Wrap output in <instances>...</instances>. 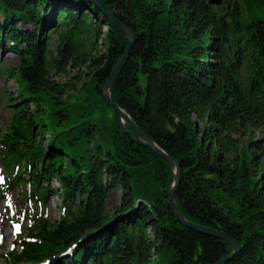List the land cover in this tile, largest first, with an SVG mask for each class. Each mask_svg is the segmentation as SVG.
<instances>
[{
    "label": "trees",
    "instance_id": "obj_1",
    "mask_svg": "<svg viewBox=\"0 0 264 264\" xmlns=\"http://www.w3.org/2000/svg\"><path fill=\"white\" fill-rule=\"evenodd\" d=\"M100 1L135 35L110 98L177 161L181 215L240 245L226 264H264V0ZM125 47L91 2L0 0V54L16 58L0 70L16 90L4 99L0 163L31 208L8 263L215 264L232 254L177 222L169 166L105 105L101 88ZM49 196L61 200L57 221L42 212Z\"/></svg>",
    "mask_w": 264,
    "mask_h": 264
},
{
    "label": "rangeland",
    "instance_id": "obj_2",
    "mask_svg": "<svg viewBox=\"0 0 264 264\" xmlns=\"http://www.w3.org/2000/svg\"><path fill=\"white\" fill-rule=\"evenodd\" d=\"M213 7V6H212ZM21 28L28 27L19 25ZM103 37L107 32V27L102 28ZM103 39L99 41L102 42ZM50 47H54V43L50 44ZM99 50L102 52L103 48L99 45ZM16 60L15 56L11 53L0 54V70L11 65ZM71 73V72H70ZM70 77V75H69ZM69 77L67 76H56L55 79L58 82H65ZM7 94L16 96L15 85L13 81L5 78L4 75H0V134L6 132L7 121L9 117L8 109L4 108V99L7 98ZM256 135H260L256 132ZM5 169L3 164L0 163V264L8 263V256L18 247V238L23 236L25 229L28 226L27 217L24 214L29 206H24V200L21 197L20 189L17 187H9L5 184ZM25 176V174H24ZM50 185L57 187V182L51 178ZM120 191L114 189L108 195L107 205L110 207L113 204L119 202ZM61 200L56 196H49L43 208L45 217L50 221H57L60 213ZM26 207V209H25ZM35 210V207L32 208ZM46 262V261H45Z\"/></svg>",
    "mask_w": 264,
    "mask_h": 264
},
{
    "label": "water",
    "instance_id": "obj_3",
    "mask_svg": "<svg viewBox=\"0 0 264 264\" xmlns=\"http://www.w3.org/2000/svg\"><path fill=\"white\" fill-rule=\"evenodd\" d=\"M87 2H91L95 4L99 10L102 12L103 16L107 20V22L115 28L126 40V47L124 49V52L117 62L115 68L109 75V78L101 88V95L104 99V103L107 107L112 109L114 114L116 115L120 128L123 133L132 136L133 139L137 144H139L142 147H145L155 153L158 157H160L170 168L171 176H172V184L166 194L168 204L170 206V209L177 220L178 223H180L182 226L194 230L198 233H201L203 235H207L210 237H213L215 239H219L229 245L233 252L230 256L220 260L219 262L215 264H226V262L234 257L241 249L240 245L234 241L232 238L227 236L226 234L214 230V229H208L205 227H202L200 225L191 223L187 221L180 213L176 203H175V192L179 185V179H180V168L177 163L170 155H168L164 150H162L159 146H157L153 141H151L137 126L136 124L131 120L129 115H127L123 109H121L116 103H114L110 98V91L117 80L119 74L123 70L128 58H129V51L131 49L132 44L135 42V35L128 30L121 22H119L113 14H111L101 3L100 0H85ZM222 0H208L209 5H215L219 6L221 4ZM140 117H142L143 110L139 109ZM124 126L127 127V129L124 128Z\"/></svg>",
    "mask_w": 264,
    "mask_h": 264
}]
</instances>
